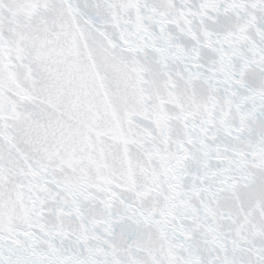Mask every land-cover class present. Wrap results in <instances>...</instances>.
Wrapping results in <instances>:
<instances>
[{"label":"snow or ice","instance_id":"6c2138e0","mask_svg":"<svg viewBox=\"0 0 264 264\" xmlns=\"http://www.w3.org/2000/svg\"><path fill=\"white\" fill-rule=\"evenodd\" d=\"M0 264H264V0H0Z\"/></svg>","mask_w":264,"mask_h":264}]
</instances>
